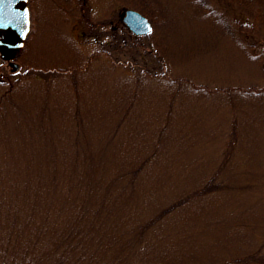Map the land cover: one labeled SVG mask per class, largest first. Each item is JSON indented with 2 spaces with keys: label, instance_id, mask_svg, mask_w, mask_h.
<instances>
[{
  "label": "rangeland",
  "instance_id": "obj_1",
  "mask_svg": "<svg viewBox=\"0 0 264 264\" xmlns=\"http://www.w3.org/2000/svg\"><path fill=\"white\" fill-rule=\"evenodd\" d=\"M134 3L30 0L19 69L0 58V216H21L16 180L47 192L71 249L101 233L123 264L264 257V0H143L153 29L112 64L101 49Z\"/></svg>",
  "mask_w": 264,
  "mask_h": 264
},
{
  "label": "trees",
  "instance_id": "obj_2",
  "mask_svg": "<svg viewBox=\"0 0 264 264\" xmlns=\"http://www.w3.org/2000/svg\"><path fill=\"white\" fill-rule=\"evenodd\" d=\"M137 4H132L133 8L144 14L149 18L151 21L149 10L145 8V4L143 3V0H134ZM159 2V1H158ZM32 15V14H31ZM152 22V21H151ZM123 32L122 38L120 40V37H118L116 34H114L113 38L119 40V45L117 46L114 41L112 42L109 40L106 45L109 46L107 48H102L101 53L108 54L107 57L110 60V62L113 64L116 62L115 59L112 58V53L114 52V49L117 50L119 46L120 51L123 52V54H127L131 47V36L134 38L143 37V36H135L130 31ZM232 30L229 31V34L233 37L231 34ZM233 33V32H232ZM150 34H148L149 36ZM147 36V35H146ZM30 37V36H29ZM129 44V49H128ZM98 53V52H96ZM94 53V55L96 54ZM145 52L140 51V55L144 56ZM92 57V56H91ZM141 58V57H140ZM131 63H123L126 67L132 63H134V59H132ZM140 62L146 63L147 58L143 57L139 59ZM154 64V63H153ZM143 67V65H142ZM154 68L144 69V72L146 74L149 73V71L153 72ZM153 73H151L152 76ZM152 77H156L155 75ZM212 185V184H211ZM211 185H205L202 190L201 194L208 193L210 191ZM9 186L13 188L14 191L12 196L14 197L13 204L16 206V209L21 211V216L19 217L17 214L12 213V221H8L4 217L0 216V236L5 232V245L4 243L1 245L0 249V255L3 256V252H7L8 256V263L7 264H123L126 263L125 259L123 258V248L120 249L121 246H123L122 243H125L124 241H120V237L118 236V241L115 242L113 246L107 251L106 248V242L104 236L99 233L96 234L95 237H92L90 241L96 240V248L94 247V243L91 242H83V244L86 246L83 249H79L78 245H76L73 249L69 247V241L67 239H54L53 235L56 234V232H59L58 227L56 226V222H54V218L51 220L48 216H46L47 209H50L51 207H44V200L46 197V191H42V189H37L36 194L31 192V197H22L20 196V190H18V182L16 180H11ZM215 188V187H214ZM2 189V187H1ZM0 189V191H1ZM12 192V190H11ZM24 194H27L24 193ZM0 198H4L7 201H11L10 194L0 193ZM180 201V200H179ZM177 201L176 204H174V207L176 208L177 204H181V202ZM183 204V203H182ZM180 206V205H179ZM173 208L169 207L168 209L163 210L159 214V218H161L166 213L170 212ZM16 211V210H15ZM11 212H14V210ZM8 214V213H7ZM21 217L23 218L21 220ZM12 222V223H11ZM6 223V225H5ZM9 225V227H8ZM5 228V230H4ZM146 229L143 227V230ZM61 230V229H60ZM65 230H67L65 228ZM1 231H3L1 233ZM25 231H28V238L30 239V246L23 244V238L22 233H25ZM143 231H139L138 238L140 239ZM7 236H13L14 237V244L12 247L9 246L10 241H7L6 239L9 238ZM94 236V235H93ZM46 238L44 240V243L41 245H38L39 240H43V238ZM84 238V237H83ZM65 240V241H64ZM58 247L57 244H61ZM81 243V242H80ZM94 244V245H93ZM3 246V248H2ZM98 247V248H97ZM63 248V249H62ZM5 249V251H4ZM84 250L87 251V254H82ZM74 252H77V256H75ZM142 253L139 251L137 254H134V256ZM106 256L109 257V260H106ZM249 260L244 264H253V263H259L264 264V257L257 256L256 254L249 255ZM240 260V258H239ZM244 260V259H241ZM109 261V262H108ZM243 262V261H242Z\"/></svg>",
  "mask_w": 264,
  "mask_h": 264
},
{
  "label": "water",
  "instance_id": "obj_3",
  "mask_svg": "<svg viewBox=\"0 0 264 264\" xmlns=\"http://www.w3.org/2000/svg\"><path fill=\"white\" fill-rule=\"evenodd\" d=\"M121 20L135 36L148 35L153 29L148 18L135 9H126ZM30 33V0H0V58L9 63L13 72L19 69L17 60Z\"/></svg>",
  "mask_w": 264,
  "mask_h": 264
}]
</instances>
